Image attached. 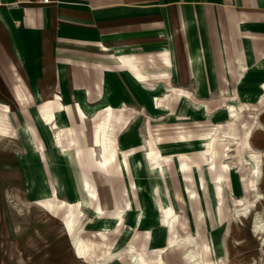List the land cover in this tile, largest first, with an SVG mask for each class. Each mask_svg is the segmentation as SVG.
Returning a JSON list of instances; mask_svg holds the SVG:
<instances>
[{
	"label": "rangeland",
	"instance_id": "1",
	"mask_svg": "<svg viewBox=\"0 0 264 264\" xmlns=\"http://www.w3.org/2000/svg\"><path fill=\"white\" fill-rule=\"evenodd\" d=\"M260 48L256 83L248 84L254 96L246 99L242 84L240 93L227 90L225 99L218 91L200 100L203 110H188L184 100L171 98L184 92L180 84H152L136 72L139 81L130 73L109 88L110 104V92L97 105L82 100L121 193L120 207L89 212L73 166L38 156L37 176L12 173L4 181L0 264H264V44ZM155 86L151 103L144 87ZM39 109L53 124V103L40 101ZM11 124L0 113L1 135L17 133ZM53 128L60 145V130ZM24 132L46 158L34 128L25 125ZM20 146L14 137L18 167L17 152L34 160ZM26 157L21 163L30 168ZM57 167L62 181L54 177Z\"/></svg>",
	"mask_w": 264,
	"mask_h": 264
},
{
	"label": "crops",
	"instance_id": "2",
	"mask_svg": "<svg viewBox=\"0 0 264 264\" xmlns=\"http://www.w3.org/2000/svg\"><path fill=\"white\" fill-rule=\"evenodd\" d=\"M261 44L264 0H0V113L17 130L13 136L0 133V221L5 179H13L12 173L27 180L37 176L38 156L73 166L89 212L120 207L121 193L82 100L97 105L110 92V104L109 88L130 73L139 81L136 72L152 84H180L184 92L171 98L184 100L188 110H203L200 100L218 91L225 99L227 90L240 93L242 84L246 99L254 96L248 84L256 83ZM190 85H196L193 92L185 90ZM144 88L151 102L159 89ZM40 101L53 103V124L40 118ZM25 125L36 131L46 158L30 143ZM54 125L60 145L54 144ZM14 137L34 160L17 152V166ZM25 157L30 168L21 163ZM57 173L65 179L58 167Z\"/></svg>",
	"mask_w": 264,
	"mask_h": 264
},
{
	"label": "bare ground",
	"instance_id": "3",
	"mask_svg": "<svg viewBox=\"0 0 264 264\" xmlns=\"http://www.w3.org/2000/svg\"><path fill=\"white\" fill-rule=\"evenodd\" d=\"M134 258H135V256H134Z\"/></svg>",
	"mask_w": 264,
	"mask_h": 264
},
{
	"label": "built area",
	"instance_id": "4",
	"mask_svg": "<svg viewBox=\"0 0 264 264\" xmlns=\"http://www.w3.org/2000/svg\"><path fill=\"white\" fill-rule=\"evenodd\" d=\"M46 1H48V0H46Z\"/></svg>",
	"mask_w": 264,
	"mask_h": 264
}]
</instances>
